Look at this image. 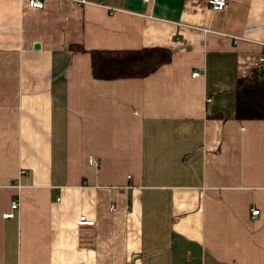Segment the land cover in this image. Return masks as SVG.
I'll return each instance as SVG.
<instances>
[{"label": "crops", "instance_id": "1", "mask_svg": "<svg viewBox=\"0 0 264 264\" xmlns=\"http://www.w3.org/2000/svg\"><path fill=\"white\" fill-rule=\"evenodd\" d=\"M30 1L0 0V264H264V118L237 112L264 0ZM158 47L93 76L90 50Z\"/></svg>", "mask_w": 264, "mask_h": 264}, {"label": "trees", "instance_id": "2", "mask_svg": "<svg viewBox=\"0 0 264 264\" xmlns=\"http://www.w3.org/2000/svg\"><path fill=\"white\" fill-rule=\"evenodd\" d=\"M93 76L96 79L144 78L172 61L166 48L90 50ZM237 112L241 119L264 118V68L238 81Z\"/></svg>", "mask_w": 264, "mask_h": 264}, {"label": "built area", "instance_id": "3", "mask_svg": "<svg viewBox=\"0 0 264 264\" xmlns=\"http://www.w3.org/2000/svg\"><path fill=\"white\" fill-rule=\"evenodd\" d=\"M80 5H84L87 1L86 0H76ZM146 1H152V0H146ZM209 4L213 10H222L226 7L227 1L226 0H209ZM30 5L35 8H40L43 7V3L39 0H31ZM258 67L259 68H264V52L262 53L261 57L258 60ZM200 74L199 71H194L192 74L193 76H198ZM89 163L92 165L97 166L99 164V160L95 157H90L89 158ZM18 201H13L12 202V210L5 213L3 216L5 218H12L15 216V210L18 208ZM261 211L259 209H253L252 210V216L257 217ZM95 224V221L88 219L85 215H82L78 221V226L81 229V232H84L85 234H88L89 231L85 229L83 231L84 226H93Z\"/></svg>", "mask_w": 264, "mask_h": 264}, {"label": "rangeland", "instance_id": "4", "mask_svg": "<svg viewBox=\"0 0 264 264\" xmlns=\"http://www.w3.org/2000/svg\"><path fill=\"white\" fill-rule=\"evenodd\" d=\"M89 53V52H88Z\"/></svg>", "mask_w": 264, "mask_h": 264}]
</instances>
